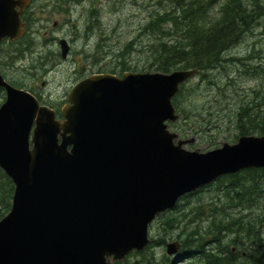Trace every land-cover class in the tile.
<instances>
[{"label":"water","instance_id":"water-1","mask_svg":"<svg viewBox=\"0 0 264 264\" xmlns=\"http://www.w3.org/2000/svg\"><path fill=\"white\" fill-rule=\"evenodd\" d=\"M19 3L0 0V41L25 34L29 1ZM60 46L67 59L68 42ZM198 74L94 75L72 88L62 118L0 76V170L14 185L0 221V264H120L150 246V226L183 198L264 169V136L203 153L185 149L195 137L170 130L181 118L173 101ZM183 245L166 252L176 257Z\"/></svg>","mask_w":264,"mask_h":264},{"label":"rangeland","instance_id":"rangeland-1","mask_svg":"<svg viewBox=\"0 0 264 264\" xmlns=\"http://www.w3.org/2000/svg\"><path fill=\"white\" fill-rule=\"evenodd\" d=\"M244 1L249 11L254 12L255 9L258 11L256 14L258 20L240 43L227 52L226 58L232 59L226 64L227 73L222 71L216 78L222 87H225L226 82H231L232 87L220 92L219 85H208L199 77L192 79L187 83L181 104L189 106L194 117L187 123L182 119L176 124H169L170 130L179 134L181 138L191 139L195 137L196 142L191 146H186V150H200L204 153L221 148L224 143H237V133L234 127L235 114L242 104L251 108V112L255 116L258 115L259 118L264 119V73L262 72L264 71V0ZM77 2H74L75 6L64 9L62 14L56 15V13L61 12H56L53 16L42 14L41 20L38 18L33 20L31 34L25 41L28 42L27 46H31L30 51H35L34 56H36L37 64L29 65L30 56L26 57L24 63L20 64V66H24L22 69L24 72H18L21 76L18 80L20 84L31 89L46 90L54 96V99L62 101L76 81H79L80 74L77 72L74 62V57L79 55L84 57L86 63L89 62L88 64L93 69L94 74L121 76L123 73H157L149 69L147 61L151 59V56L144 51L147 45L152 44L153 38L147 35L140 36L141 28L150 21L152 13L165 11L162 8L164 5L165 7L167 4L169 5V0H79ZM93 3H95L96 8L99 7L97 10L99 16L97 17V25L92 27L89 25V18L92 6H94ZM219 4L212 9L211 16H219L218 7L221 6ZM72 21L78 27L76 33L71 26L70 22ZM56 23H58L57 27L55 26ZM139 36L142 38L135 45L136 51L131 52V54L124 53L123 57L120 58L119 56L125 50V46L138 39ZM63 38L71 42L72 49L68 60L62 61L59 52L58 62L46 60L44 64H49L46 66V70L40 69V54L43 52L47 56L57 53L59 40ZM233 59L240 62L237 61L236 63ZM121 60L125 61L130 70L121 72V68H117ZM20 66L17 67L20 68ZM227 74L230 76L228 79ZM54 104L57 105H54L56 108H62L65 105L60 101ZM205 122H211V126H207ZM213 124L216 128L213 127ZM190 126L192 128L189 130H193V132L189 136H183L181 132L183 133ZM199 127L201 129L195 130ZM223 190V188L213 184L181 200L179 203L181 207H177L178 210L176 208L167 213V218L161 217L151 226V239L154 242L166 239L167 244L171 242L183 244L191 232L198 230L205 233L210 225L209 214L212 213L210 209L223 207L227 203ZM261 196L263 199L260 208L264 207V194ZM203 207L204 213L201 211ZM230 211L233 212V209ZM260 212L259 209L253 213ZM173 218L180 222L177 223L179 225L174 224L172 230L164 233L165 231L161 229L162 222L171 221ZM236 238L231 234L226 240L231 242ZM240 238L231 248L234 253L236 248L240 250L241 264H249L250 258L247 256V249L258 247L255 242L259 239L260 250L263 251L264 232L254 237L255 242L252 240L249 242L244 238V235ZM209 240H211L210 236ZM165 247L153 246L146 255H135L123 264H147L145 258L152 254H154L152 256L153 264H155V259L156 264H187L189 262L188 256L197 253V250H185L183 245V250L178 256L170 257L166 254ZM192 256L194 257L195 254Z\"/></svg>","mask_w":264,"mask_h":264},{"label":"trees","instance_id":"trees-1","mask_svg":"<svg viewBox=\"0 0 264 264\" xmlns=\"http://www.w3.org/2000/svg\"><path fill=\"white\" fill-rule=\"evenodd\" d=\"M219 1L221 0H169L166 9L165 5L163 6L165 11L154 12L155 15H151L150 23L148 22L143 30L141 28V36L147 35L153 38L152 44L147 45L144 50L151 56V59L147 61L149 69L163 74L182 69H198L197 77L202 78L208 85H219L220 92L231 88V82H226L225 87H222L216 81L217 75L222 71L227 73L226 64L232 59L228 60L226 54L251 31L254 21L258 20L256 18L258 11H248L244 0H223L221 3ZM218 4L221 5L218 9L219 16L213 17L210 13ZM137 38L125 46L120 58L124 53L131 54L136 51L135 45L142 37ZM233 61L240 62L237 59ZM118 67L121 68V72L130 70L124 60H121ZM229 77L227 74V79ZM187 83L182 85L180 93L173 101L174 107L186 123L194 117L191 108L181 104ZM237 111L234 123L236 139L252 135L264 136V119L259 118L258 115L255 116L251 108L245 104H242ZM210 123L205 122L207 126H211ZM213 127L216 128L215 124ZM190 128L192 127L190 126L181 134L189 136L193 132L189 130ZM199 129L201 128H195V130ZM214 185L224 189L227 203L223 207L210 209L212 212L209 214L210 225L205 233L195 230L188 235V239L183 244L188 251L196 247L194 250H197V257L193 259V256H189L191 263L187 264H241L240 250L236 248L234 253L231 246L235 245L242 235L249 242L250 240L255 242L254 237L264 232V207L260 208L263 199L261 195L264 194L263 169L245 170L239 174L221 178ZM13 194V183L0 170V221L11 210ZM203 209L204 207L201 208L202 212ZM230 209H233V212ZM259 209L260 213H253ZM161 217L167 218V214ZM177 223L180 222L176 218L162 222L161 229L166 233L174 228V224L179 225ZM229 234L237 238L227 242L226 237H229ZM259 239L255 242L258 247L247 249L249 264H264V249L260 250ZM153 243L156 242L152 241ZM159 243L165 245L166 239H161ZM147 251L138 255H146ZM135 255L137 254H132L131 257ZM145 261L147 264H153L151 256L146 257Z\"/></svg>","mask_w":264,"mask_h":264},{"label":"flooded vegetation","instance_id":"flooded-vegetation-1","mask_svg":"<svg viewBox=\"0 0 264 264\" xmlns=\"http://www.w3.org/2000/svg\"><path fill=\"white\" fill-rule=\"evenodd\" d=\"M15 1L18 3L19 6L22 4L19 3L22 0H15ZM28 1L29 3L28 5H26L27 7L25 8L24 12L20 17L22 22L25 24L26 33L30 31V28L32 27L33 19L38 18V20H41V18H43L41 17L42 14L51 15V16H53L56 12H61V13H56V15L62 14L64 9H69L75 6L74 2H77L79 0H28ZM94 4L95 3H93V5ZM92 7L93 8L91 9V15L89 18V22H90L89 25L91 26H92V20L97 21L98 20L97 17L99 16L97 13L99 7L96 8L95 5ZM17 11H19V7L17 8ZM70 23L72 28H74L75 24H73V21ZM55 26L57 27L58 23H56ZM76 32H78L77 29L75 33ZM22 38L13 41L5 38L2 41H0V76L3 79V81H5L6 83H8L17 90H27L35 97H37V99L42 105H46L52 108L54 105H56L54 104L56 102L60 101L64 104L67 103L68 94L64 96L62 101L61 100L58 101L54 99V96L51 93L47 92L46 90L43 89L36 90L35 88L33 89L27 88L23 84H20L18 82V80H20L21 77L18 74V72H24V70H22L24 66L23 65L20 66V64L24 63L26 59V51L22 45L23 44ZM80 58L82 59V66L86 73L85 76L79 75L80 78H78V80L86 76L89 77L94 73L93 69L88 64L89 62L87 61L88 63H86L84 57L81 55L74 57V62L76 64V67L78 65V59ZM33 60L34 58H30L29 65L30 64L34 65L36 63V62L34 63ZM47 60H50V57L48 55H47ZM18 65L20 66V68L17 67ZM47 65L49 64L47 63ZM6 100H7V89L3 86H0V107L6 102ZM54 108L55 107H53V109ZM56 112L58 115L59 114L58 111ZM155 246L165 247L166 245H163L158 242L157 244H155ZM153 255L154 254H152V256Z\"/></svg>","mask_w":264,"mask_h":264},{"label":"bare ground","instance_id":"bare-ground-1","mask_svg":"<svg viewBox=\"0 0 264 264\" xmlns=\"http://www.w3.org/2000/svg\"><path fill=\"white\" fill-rule=\"evenodd\" d=\"M167 5H168V4H167ZM167 5H166V6H167ZM257 5H258V4H257ZM254 7H255V6H254ZM165 8H166V7H165ZM218 8H219V7H218ZM162 9H163V8H162ZM164 10H165V9H164ZM255 10H256V9H255ZM255 10H254V12H256ZM258 10H259V8H258ZM248 11H249V9H248ZM159 12H160V11H159ZM259 12H260V11H259ZM152 14H153V13H152ZM256 14H257V13H256ZM154 15H155V14H154ZM253 15H254V13H253ZM262 15H263V14H262ZM259 16H260V15H259ZM149 17H150V15H149ZM257 17H258V15L256 16V18H257ZM152 18H153V17H152ZM100 20H101V19H100ZM97 21H98V20H97ZM147 21H148V20H147ZM89 23H90V22H89ZM149 23H150V22H149ZM254 23H255V21H254ZM145 24H146V23H145ZM147 25H148V24H147ZM144 26H145V25L142 26V30H143V27H144ZM88 30H89V28H88ZM88 30H87V31H88ZM92 30H93V29H92ZM87 33H89V32H87ZM140 36H141V35H140ZM143 36H144V35H143ZM143 36H142V37H143ZM242 37H243V35H242ZM241 40H242V39H241ZM100 49H101V48H100ZM263 49H264V48H263ZM145 50H146V49H145ZM249 59H250V58H249ZM252 59H253V58H252ZM56 61H57V60H56ZM57 62H58V61H57ZM236 63H237V61H236ZM238 63H239V62H238ZM253 63H254V62H253ZM261 67H262V66H261ZM243 68H244V67H243ZM256 68H257V67H256ZM248 69H249V68H248ZM259 72H260V71H259ZM262 72L264 73V71H262ZM245 73H246V72H245ZM249 73H251V72H249ZM243 74H244V72H243ZM246 74H247V73H246ZM249 75H250V74H249ZM197 78H198V77H197ZM231 80H232V79H231ZM226 178H227V177H226ZM228 182H229V180H228ZM228 182H227V183H228ZM188 199H189V198H188ZM256 203H257V202H256ZM258 204H259V203H258ZM247 212H249V211H247ZM193 218H194V217H193ZM200 234H201V233H200ZM229 235H230V234H229ZM227 236H228V235H227ZM195 237H196V235H195ZM197 238H198V237H197ZM226 238H228V237H226ZM184 239H185V238H184ZM181 240H182V239H181ZM197 240H199V239H197ZM222 241H224V240H222ZM222 241H221V242H222ZM226 241H227V240H226ZM228 241H229V240H228ZM193 242H195V241H193ZM261 242H262V241H261ZM218 243H219V242H218ZM223 243H224V242H223ZM193 244H194V243H193ZM229 244H230V243H229ZM195 245H196V244H195ZM195 245H194V246H195ZM219 245H220V243H219ZM223 245H225V244H223ZM230 245H231V244H230ZM188 246H189V245H188ZM195 248H196V247H194V249H195ZM198 248H199V247H198ZM194 249H192V250H194ZM217 249H218V248H217ZM221 249H222V248H221ZM205 251H206V250H205ZM214 251H215V250H214ZM222 251H223V249H222ZM208 252H209V251H208ZM215 253H216V252H215ZM199 254H201V253H199ZM206 254H207V253H206ZM218 254H219V253H218ZM190 255H191V254H190ZM192 255H194V253H192ZM192 255H191V256H192ZM216 255H217V254H216ZM201 256H202V255H201ZM217 256H218V255H217ZM189 258H190V257H189ZM148 259H149V258H148ZM148 259H147V260H148ZM191 259H192V258H191ZM198 259H199V258H198ZM201 259H202V258H201ZM157 260H158V259H157ZM159 261H160V260H159ZM148 262H149V261H148ZM157 262H158V261H157ZM161 262H162V261H161ZM149 263H150V262H149ZM158 263H160V262H158ZM189 263H191V262H189ZM192 263H193V262H192ZM151 264H152V263H151ZM155 264H156V259H155Z\"/></svg>","mask_w":264,"mask_h":264}]
</instances>
